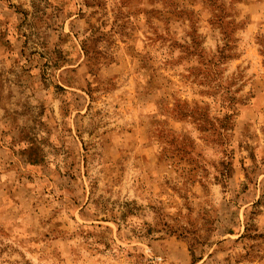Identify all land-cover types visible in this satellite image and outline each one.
Returning <instances> with one entry per match:
<instances>
[{
    "label": "rangeland",
    "instance_id": "rangeland-1",
    "mask_svg": "<svg viewBox=\"0 0 264 264\" xmlns=\"http://www.w3.org/2000/svg\"><path fill=\"white\" fill-rule=\"evenodd\" d=\"M0 264H264V0H0Z\"/></svg>",
    "mask_w": 264,
    "mask_h": 264
}]
</instances>
